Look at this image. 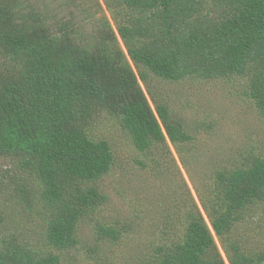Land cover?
<instances>
[{"label": "trees", "instance_id": "1", "mask_svg": "<svg viewBox=\"0 0 264 264\" xmlns=\"http://www.w3.org/2000/svg\"><path fill=\"white\" fill-rule=\"evenodd\" d=\"M102 1L109 19L87 32L52 8L0 0V177L11 180L5 188L16 204L38 214L44 247L1 236L0 264H59L79 243L78 224L106 206L101 184L118 155L87 131L99 112L120 125L137 169L173 162L168 144L188 169L192 137L152 92L151 77H245V95L264 119V0ZM188 176L202 211L184 186L170 219L179 233L149 239L144 264H264V249L249 244L260 223L255 236L237 231L264 217V157L215 170L202 190ZM5 207L0 201V228ZM104 216L93 222L96 241L130 231L129 221L115 226Z\"/></svg>", "mask_w": 264, "mask_h": 264}, {"label": "rangeland", "instance_id": "2", "mask_svg": "<svg viewBox=\"0 0 264 264\" xmlns=\"http://www.w3.org/2000/svg\"><path fill=\"white\" fill-rule=\"evenodd\" d=\"M30 1L40 8H52L57 19L69 20L87 32L96 26L100 17L109 19L102 0H98L100 7L95 11L92 10L97 3L95 0ZM84 7L88 8L87 12H83ZM245 83L246 78L242 76L209 80L187 77L175 82L150 78L148 86L152 92L167 104L171 115L182 120L192 137L185 156L189 172L170 144L173 162L168 158L169 163L158 170L137 169L133 161L137 151L120 125L104 112L94 115L87 131L93 137L110 142L118 155L117 164L102 180L101 186L107 194L106 206L78 224L79 243L60 255L59 264H144L149 239L158 236L162 229L173 230L175 235L179 233V227L171 225L170 219L175 216L172 213L174 201L184 196V186L187 188L185 193H190L202 211L188 174L202 190L200 185L204 187V182H211L215 170L237 166L251 154L264 157V119L245 95ZM140 84L145 92L144 83ZM6 181L11 180L3 173L0 177V201L6 207L0 237L13 235L20 244L25 243L35 250L44 249L38 241L42 229L38 214L15 203L9 196L10 190L5 188ZM261 211L258 209L257 213ZM100 215H105V221H111L115 226L116 220L122 223L129 221L130 231L117 242L96 241L93 222L102 221ZM258 215L237 231L245 228L248 234L254 235L259 222L261 233L254 235L249 244L264 249V217L261 215L258 221ZM216 243L223 255L217 240Z\"/></svg>", "mask_w": 264, "mask_h": 264}]
</instances>
